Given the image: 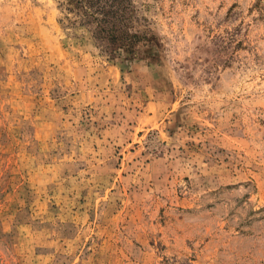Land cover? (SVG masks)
<instances>
[{
    "label": "rangeland",
    "instance_id": "obj_1",
    "mask_svg": "<svg viewBox=\"0 0 264 264\" xmlns=\"http://www.w3.org/2000/svg\"><path fill=\"white\" fill-rule=\"evenodd\" d=\"M64 0H0V264H264V0H134L128 63Z\"/></svg>",
    "mask_w": 264,
    "mask_h": 264
},
{
    "label": "trees",
    "instance_id": "obj_2",
    "mask_svg": "<svg viewBox=\"0 0 264 264\" xmlns=\"http://www.w3.org/2000/svg\"><path fill=\"white\" fill-rule=\"evenodd\" d=\"M73 27L85 28L97 47L111 59L128 63L158 60L153 49L161 45L134 0H64Z\"/></svg>",
    "mask_w": 264,
    "mask_h": 264
}]
</instances>
